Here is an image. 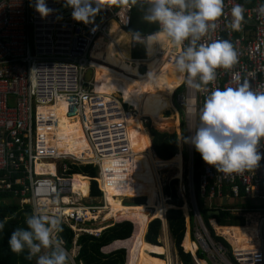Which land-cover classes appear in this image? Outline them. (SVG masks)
Masks as SVG:
<instances>
[{"label":"built area","instance_id":"1","mask_svg":"<svg viewBox=\"0 0 264 264\" xmlns=\"http://www.w3.org/2000/svg\"><path fill=\"white\" fill-rule=\"evenodd\" d=\"M32 2L0 0V206L12 201L21 211L27 207L29 214L40 210L59 216L62 227L74 234V242L69 250L71 264H83L77 260L80 237L98 239L104 230L112 226L111 221L103 218L101 227H93L100 220V215L105 213L103 189V196L97 199L90 196L88 185L85 206L78 202L80 195L72 191L74 181L65 172L66 166L62 163L68 159L66 156L71 155L57 147L60 141L56 136L57 113L62 110L64 119L77 120L85 136L88 151L72 157L78 163L95 162L100 165L102 181L106 178L100 161H115L119 171L107 169L105 173L111 176L109 182H113L114 178L121 181L120 176L127 173L125 166L134 165L135 153L131 150L127 136L131 112L122 108L127 112L124 114L110 95L93 91L95 68L91 64L95 60L91 58V51L95 42L105 35L109 22H116L126 33L130 10L134 6H120L114 0H105L106 7L99 12L100 23L93 19L85 25L74 21L71 12L64 16V10L57 11L63 0H46L48 7L54 10L46 18H41L35 8L30 6ZM236 4L245 9L240 31L228 27L231 8ZM262 5L264 0H224V11L215 22V30H210L202 37L200 43L204 44L220 39L229 40L237 52L238 61L231 70L217 69L215 82L203 91L190 89L184 80L174 90L172 104L176 103L180 110L179 118L184 123L187 138L194 135V129L199 124V110L210 91L236 86L232 80L233 74H238L241 82L247 81L252 90L264 92ZM132 33H126L129 53L137 52L135 45L139 44L133 39ZM187 44L188 41H185V46ZM143 45V53L146 54V45ZM169 47L158 52L156 60L165 54L164 61L171 63L179 55L176 50L181 51L183 46L173 48L168 54ZM141 58L144 59L136 57L131 58V61L141 63ZM87 70H91L93 75L86 84L84 77ZM141 122L143 126L148 124L145 118ZM188 146L192 167L194 146L190 143ZM258 150L264 153V139ZM85 152L91 153V156L86 158ZM199 157L202 160L198 179L199 197L204 204L210 206L215 199H228L231 202L227 206L218 207L233 215L237 214L234 211L241 210L256 215L254 232L252 238L247 239V248L234 247L230 254L234 264H264V159L253 171L225 175L206 164L200 154ZM48 159H53L56 164L46 163ZM187 191L195 199L194 188L190 186ZM241 200H246L248 206L239 205ZM167 202H171V199ZM191 212L197 224L196 232L188 234V239L197 246L194 253L189 251L194 264H207L205 258L211 264H233L225 258L226 248L210 236L195 204ZM189 221L186 219L188 230ZM250 223L245 220V227ZM74 249L76 255L72 252ZM198 253L204 255V259L199 258Z\"/></svg>","mask_w":264,"mask_h":264},{"label":"trees","instance_id":"2","mask_svg":"<svg viewBox=\"0 0 264 264\" xmlns=\"http://www.w3.org/2000/svg\"><path fill=\"white\" fill-rule=\"evenodd\" d=\"M143 14L141 8L134 6L130 10L129 25L126 28V31H137L142 36L156 33L158 31L157 24L145 22L142 19ZM114 39L118 42V47ZM169 44L170 41L161 36L159 42L154 46L146 45L147 57L145 59H147V61L144 64L138 61H131L129 57L128 36L123 33V30H121L116 22L111 21L107 29L105 40L96 46L94 53L92 54L93 58L96 57L95 65L102 68L103 72L106 73L105 77L100 81L102 90L96 89V92H94L96 94L110 95L113 100L118 102L120 110L124 114L127 113L124 112V106L128 111L136 113L138 111V105L140 110H142L143 107V117L149 118L151 122L149 126L146 127L147 137L144 136L143 144L138 124H132L130 131L134 146L132 152L135 153V157L133 158L134 165L125 166L127 173L120 176L121 181L116 178H114L115 180L113 182H109V179L106 180L107 189L110 193V195H108L109 193L107 192V204H118L120 203V199L130 196L133 198L130 200L145 198V202L139 204H123V206L128 208L111 210V212H115L116 214L117 212L129 209V207H139L141 205L156 206V191L159 197L158 204L163 203L169 206L165 197L168 199H174L176 196L174 189H172L171 192L169 191V187L167 186L168 181L171 178H177V171L178 179H182V158L179 154L176 156L177 138L172 133L164 132H178L175 120L177 119V112L171 103L172 94L181 82V74H178L174 67L175 59L171 63H164L162 65L163 70L159 75L160 81L156 80L157 87L155 86L153 94H151L152 89L146 79L147 74L155 69L158 62L155 58L157 51L164 50ZM136 55V53L133 54L132 58H136ZM140 64L146 67V71L143 74H139L137 71V67ZM135 114H131V118ZM57 116L58 130L56 136L57 139L60 140L58 141L59 143L57 144V147L62 148V150H65L72 155V152L77 149L85 136L81 132L77 120H63L62 110L57 113ZM130 122L131 120L127 124ZM75 135H78L80 138L76 139ZM83 148V151H88L86 142ZM140 153H143L144 157H140ZM90 156L91 153L85 152L86 158ZM137 157L140 158L138 159ZM201 161L199 153L194 147L193 182L196 196L199 195L198 179ZM100 163L104 165V168L109 166V164H117L115 161L108 162L106 159L100 161ZM86 164L96 163L93 162ZM159 167H168L167 169L161 170V173L164 175L163 193L165 197L162 193L163 182L162 175L158 169ZM109 170L114 172L119 171L118 167L116 168V165H111ZM87 174L92 178L97 177V169L94 168V165H72L69 172V175L72 176V181L78 186V190L81 192L83 199L88 195ZM109 178L111 179V176ZM171 184L175 185V182H172ZM180 190L181 192L183 191L182 185ZM91 195L92 197H101V192L98 190L95 181L92 182L91 185ZM114 199H118V202ZM239 205L247 207L248 202L246 200H241V204ZM254 206H256V204H254ZM169 207L171 208V206ZM184 209H188L186 204H183L181 207L183 213ZM198 209L201 219L205 227L208 229L210 236L214 240L221 242L227 250L226 255L230 261L234 263L230 257L231 247L218 235V233L220 234L221 230H233L237 227H242L241 218H238V216L233 215L228 211L222 210L220 207H217L219 210L218 215H208L206 209ZM164 211L160 212L157 210L161 222L163 221ZM129 212L131 213L130 218L117 220L115 223L116 225H112V227L104 230L98 239L89 236L80 237L77 243L78 247H80L77 259L78 262H82L83 264H124L126 255V264H165V261L169 263L167 249L157 243L160 232V222L154 220L159 219L158 216L155 215L154 209L147 208L140 211L130 210ZM140 213L144 214L141 215ZM26 214H29V209L27 207L21 211L18 205L12 201L7 205L0 206V222H5L3 231H0V264H35L34 260L28 261L25 259L26 254L17 255L13 253L8 245V240L13 230L17 227L26 226L24 223ZM164 219L178 261L180 264H194L191 255L185 253L182 249V246H184L183 248L187 251L194 253L197 246L188 239L187 233L185 234V222L182 218L181 212L174 209L168 210L165 212ZM150 221L152 222L149 224ZM192 221L193 216L190 214L191 224ZM162 230L164 233V226ZM242 230L243 232H240L239 236L243 235L246 228L242 227ZM60 237L64 242L65 247L70 250L72 248V242H74V234L66 228H63ZM225 239L228 241L227 238ZM229 243L231 244V242ZM242 245L243 241H239L237 245L232 246L241 247ZM119 249H123L126 254L122 250L117 251ZM101 250L103 254L101 253ZM158 255H164L165 261ZM197 256L204 259V255H201L200 253H198ZM203 263L201 262V264Z\"/></svg>","mask_w":264,"mask_h":264},{"label":"clouds","instance_id":"3","mask_svg":"<svg viewBox=\"0 0 264 264\" xmlns=\"http://www.w3.org/2000/svg\"><path fill=\"white\" fill-rule=\"evenodd\" d=\"M120 6L131 4L143 10L142 19L157 24L159 31L142 36L132 33L137 43L155 45L163 36L181 48L174 67L190 89L203 91L215 82L217 69L231 70L238 61L237 52L229 40L200 43L224 11V0H114ZM41 18L54 10L46 0H33ZM71 8L72 19L85 25L106 7L105 0H63ZM245 9L236 4L231 8L228 27L240 31ZM264 14V5L260 8ZM59 19V17H58ZM185 41L188 44L185 46ZM235 87L215 88L206 96L199 110V124L194 135L185 142L195 147L203 161L225 175L243 174L259 167L264 153L258 149L264 139V92L252 90L238 74L232 77ZM25 227H17L8 240L10 250L26 254L35 264H71L69 250L64 246L59 216L35 210L25 216ZM5 222H0L3 231ZM78 259V258H77Z\"/></svg>","mask_w":264,"mask_h":264},{"label":"rangeland","instance_id":"4","mask_svg":"<svg viewBox=\"0 0 264 264\" xmlns=\"http://www.w3.org/2000/svg\"><path fill=\"white\" fill-rule=\"evenodd\" d=\"M144 45L143 44H141V43H139V44H136L135 45V50L137 51V52H131V53H129V57H130V59L132 58V56H133V54H137L136 56L137 57H143L144 59H142L143 60V62H141V63H145L146 61H147V59H145L146 57H147V55L145 54V53H143V50H144ZM145 71H146V67L144 66V65H140V68H139V70H138V72H139V74H143V73H145ZM96 78H98V76H100V73L102 74V75H106V73L104 72V74H103V70H101V69H99V68H97L96 67ZM157 77V73H155L154 75H153V77H152V83L154 84V79ZM102 79H103V77H102ZM157 80H159L160 81V76H158L157 78H156ZM157 85V82L155 83V86ZM137 87V86H136ZM157 87V86H156ZM96 89H99V90H101V85H100V82H98L97 84H96V88H95V90ZM137 90V89H136ZM137 92H138V90H137ZM138 94H139V92H138ZM109 96V95H108ZM111 98V97H110ZM171 103H172V100H171ZM173 105V104H172ZM175 105V107H174V109L176 110V112H177V119H175L176 120V127H177V131L178 132H173V131H164L165 133H172V134H174L175 136H176V138H177V145H176V148H177V154H176V156L179 154L180 156H181V158H182V173H183V175H182V179L180 180V179H178V171H177V178H171L169 181H168V184H167V186L169 187V191L171 192L172 191V189H174V193H175V196H176V198H174V199H171V202H167L168 203V205L169 206H171V208L169 209V208H167L168 210H171V209H174V210H178V211H180L181 212V214H182V218L184 219V222H185V234L187 233V235L189 234V235H191L192 233H195L196 232V229H197V224H196V222L194 221V218H193V221H192V224H191V222L189 221V230H188V223L186 222V219H189L190 220V214H192V212H191V210H192V208H193V205L195 204V206L197 207V208H203V209H206L207 211H215V210H218L217 209V207L218 206H227V204L228 203H230L231 202V200H228V199H223V200H220V199H215L213 202H211V205L209 206L207 203H205L204 204V202H203V200L199 197V195L198 196H196L195 195V199H193L191 196H190V193L187 191L188 190V187H190V186H192V188H194V182H193V170H194V167L192 166V167H190V159H189V146H188V143L187 142H185L186 141V139H187V135L186 134H184V123L183 122H181V118H179V115H180V110L176 107L177 105H176V103L174 104ZM173 105V106H174ZM127 110V109H126ZM128 111V110H127ZM131 113H133V112H131ZM144 118V117H143ZM146 119V118H145ZM147 120V119H146ZM147 126H149V124H147ZM147 126H144L145 128L147 127ZM184 136H183V135ZM78 138H80V137H78ZM82 141V140H81ZM142 142H143V140H142ZM84 144H85V137L83 138V141L81 142V144L77 147V151L78 152H81L82 154H83V150H84V148H83V146H84ZM69 154V153H68ZM71 155V154H70ZM77 155V152L74 154V155H71V157H69V156H66L68 159H64V161H62V163H64L65 164V166H66V168H65V172L66 173H68L69 172V170H70V168H71V166L72 165H78V166H82V165H85L84 163H78L77 162V160L74 158V157H72V156H76ZM79 156V155H78ZM175 156V157H176ZM45 162L46 163H54V161H53V159H48V160H45ZM54 164H56V163H54ZM111 165H116L117 166V164H111ZM169 166V165H168ZM109 167L110 166H107V167H105V170H107V169H109ZM94 168L95 169H97V177H95V178H92L89 174H87V181H88V185L90 186V189H89V193H90V196H92L91 195V185H92V182H96L97 183V188H98V190L101 192V196H103V190H102V188H101V186H100V183H99V180H100V165H97V164H94ZM168 167H159L158 169H159V172H160V174L162 175V182H163V188L162 189H164V175L161 173V170H163V169H167ZM199 176H200V172H199ZM192 180V182H190ZM172 182H175V185H172L171 183ZM181 185H182V192H181V190H180V187H181ZM184 189H186L185 191H184ZM163 191V190H162ZM185 192V193H184ZM195 193V192H194ZM155 196H157V202L155 203V204H157L158 205V202H159V197H158V194L157 193H155ZM163 196L165 197V195H164V193H163ZM95 198V197H94ZM124 198H126L125 200H122V199H120V200H122L123 201V204H139V203H144L145 202V198H140V199H135V200H130L132 197L130 196V197H124ZM97 199H99V197L97 198ZM101 199V198H100ZM165 199H167V201H168V198L167 197H165ZM116 202H118V199H114ZM119 200V202H120V204H122L121 203V201ZM232 202H233V200H232ZM87 203V202H86ZM187 205V208L188 209H184V213L182 212V210H181V207H182V205ZM156 205V206H157ZM125 207V206H124ZM173 207V208H172ZM121 208H123V207H121ZM142 209H147V207H144L143 205H141V206H139V207H136V208H129V209H126V210H124V211H120V212H117V214H118V216H116V218H118V219H114V221L115 222H117V220H119V218L120 219H122V218H130V216H131V213L129 212L130 210H138V211H140V210H142ZM151 209H153V208H151ZM167 209H164V210H167ZM154 210H155V212H156V210H158V211H164V210H161V209H155L154 208ZM198 211H199V209H198ZM235 213H237V214H235L236 216H238V218H241V220H242V227H244V228H246V230H244V232L246 231L247 233H250L251 235L253 234V232H254V222H255V220H256V215L255 214H247L246 212H244V211H234ZM187 213V214H186ZM110 214V213H109ZM141 215L142 214H144V213H140ZM185 214V215H184ZM105 216H106V212L104 213V214H101L100 215V220H98L97 221V223H95L94 224V228H99V227H101V225H100V223L102 222L101 220H103V218H105ZM159 216V215H158ZM202 220V219H201ZM245 220H249L251 223L248 225V227H245V225H244V221ZM122 223H124V222H122ZM118 224H121V223H118ZM204 224V223H203ZM110 225L112 226V225H116L115 223H113L112 221L110 222ZM149 225V224H148ZM231 227V226H230ZM242 227H237L236 229H233V233H231L230 232V234L226 237L227 239H228V241L229 242H231V244L233 245V239L235 238L236 240H238V242L239 241H243V235L242 236H239V233L240 232H243V230H242ZM165 235V236H164ZM218 235L223 239V240H225V242L231 247V250H230V254H231V252L233 251V246L222 236V230L220 231V234L218 233ZM164 236V237H163ZM184 237H185V235H184ZM184 240V239H183ZM191 241V240H190ZM192 242V241H191ZM157 243L160 245V246H162V247H165V249H167V252H168V258H169V263L167 262V261H165V256L164 255H158L160 258H162V259H164V263L165 264H180V262L178 261V258H177V256H176V252H175V250H174V247H173V244H172V241H171V239H170V237H169V234H168V229H167V226H164V233H163V230H162V227H161V222H160V232H159V237H158V239H157ZM184 243V242H183ZM184 247V246H183ZM182 247V249H183V251L186 253V249L185 248H183ZM120 250H122V249H119V250H117V251H120ZM122 251H124V250H122ZM72 252H74L75 253V255H76V250L74 249V251H72ZM114 252H116V251H114ZM125 252V251H124ZM101 253H103L102 252V250H101ZM113 253V252H112ZM189 253V252H188ZM109 254H111V253H109ZM125 254H126V252H125ZM104 255H108V254H104ZM153 255V254H152ZM156 256V255H155ZM232 255H230V257H231ZM125 257H126V255H125ZM226 259H229L228 258V256L226 255V257H225ZM232 258V257H231ZM205 260H206V263L207 264H211L206 258H205ZM230 260V259H229ZM233 260V259H232ZM234 264V263H233Z\"/></svg>","mask_w":264,"mask_h":264},{"label":"bare ground","instance_id":"5","mask_svg":"<svg viewBox=\"0 0 264 264\" xmlns=\"http://www.w3.org/2000/svg\"><path fill=\"white\" fill-rule=\"evenodd\" d=\"M110 23V22H109ZM109 23H108V25H107V29H108V26H109ZM106 33H107V30H106ZM106 33H105V35L103 36V37H100L96 42H95V45H94V47H93V49H92V51H91V58L93 59V60H95L96 61V57L95 58H93V56H92V54L94 53V50H95V48H96V46H98L104 39H105V37H106ZM169 50H168V54L171 52V50L173 49V48H175V46L170 42V44H169ZM162 50H159V51H157V53L158 52H161ZM156 53V54H157ZM176 53L177 54H179L180 53V49H177L176 50ZM177 58V57H176ZM175 58V59H176ZM165 60V54H163L162 56H161V58L158 60V62H157V64H156V67H155V69L154 70H152L151 72H149L148 74H147V76H146V79H147V82L149 83V85L151 86V93L153 92V90H154V87H153V83H152V77H153V75L155 74V73H157V77L160 75V73L162 72V70H163V68H162V65L164 64V63H168L167 61H164ZM94 68H95V71H96V67H98V66H96L95 65V62H92V64H91ZM94 74H95V72H94ZM92 75H93V73H92ZM91 75V76H92ZM156 77V78H157ZM154 79V85H155V83H156V80L157 79ZM102 79V76L100 75V76H98V78H96V80L97 81H100ZM95 79L93 80V91H95L96 92V90H95V88H96V83H97V81H96ZM182 80H183V78H182V76H181V82H182ZM180 82V83H181ZM124 109H125V111H126V107L124 106ZM136 112H133V113H131V114H135ZM143 118V107H142V110H140V107H139V105H138V111H137V113L132 117V119H131V122L129 123V124H127V136H128V140H129V143H130V147H131V150H134V146H133V139H132V134H131V131H130V128H131V126H132V124H134V123H137L138 124V126H139V129H140V132H141V135H142V140H143V138H144V135L146 134V128L143 126V122H141V119ZM144 118H146V117H144ZM147 119V121H148V124H150L151 122H150V119L149 118H146ZM63 120H66V119H64L63 118ZM79 136L78 135H75V138L77 139ZM78 149H75L74 150V152H72V155H74L76 152H77V155H76V157L78 156V155H83L81 152H78L77 151ZM83 152V151H82ZM144 153V152H143ZM143 153H140V157H144V155H143ZM139 157V158H140ZM138 158V157H137ZM138 158V159H139ZM103 160H105V159H103ZM148 162V161H147ZM85 165H94V164H86V163H84ZM101 164V163H100ZM148 165H149V163H148ZM76 166H78V165H76ZM109 166H111V164H109ZM150 166V165H149ZM71 169V168H70ZM101 169H102V172H103V175H104V178H106L104 181H102V180H100V183H101V186H102V189L104 190V193L107 195L108 193V189H107V185H106V180L107 179H110L109 177L110 176H108L106 173H105V168H104V165H102L101 164ZM69 172H70V170H69ZM69 172L67 173L68 175H69ZM154 181V180H153ZM72 186H74V188H72V191H75V194L76 195H80L79 197H80V200L78 201L80 204L82 203V201H83V196H82V194H81V192L78 190V186H76V184H75V182H74V185H72ZM163 190V189H162ZM109 195V194H108ZM107 195V196H108ZM82 205V204H81ZM82 206H85V205H82ZM144 207H147V208H155V209H161V210H164V209H167V208H170L169 206H167V205H165V204H163V203H160V204H158L157 206H152V205H143ZM121 207H123V208H127V207H124L123 206V204H120V203H118V204H115V203H111V204H106V209H105V211L104 212H106V216H105V220L106 221H112L113 223H116L115 221H114V219H118V218H116V216H117V214L115 213V212H111V210H117V209H123V208H121ZM108 210H110V211H108ZM155 211V210H154ZM184 211V210H183ZM110 213V214H109ZM155 215H157L158 216V212H157V210H156V212H155ZM158 218L160 219V216H158ZM161 221V220H160ZM230 232L231 233H233V230H222V236L224 237V238H226L229 234H230ZM243 245L241 246V247H243V248H247V242H248V240H250L252 237H251V234L250 233H247L246 231L243 233ZM248 239V240H247ZM237 243H238V240H236L235 238L233 239V245H237ZM237 247V246H236ZM163 250H164V248H163ZM187 251V250H186ZM187 252H189V251H187Z\"/></svg>","mask_w":264,"mask_h":264},{"label":"water","instance_id":"6","mask_svg":"<svg viewBox=\"0 0 264 264\" xmlns=\"http://www.w3.org/2000/svg\"><path fill=\"white\" fill-rule=\"evenodd\" d=\"M64 10V12L62 13V15L66 16L67 14H69L70 12H72V9L71 8H65L63 6V2L60 3V5L58 6L57 8V11L60 12ZM70 10V11H69ZM94 20L96 23H100V16H99V13L96 14V16L94 17ZM91 75H92V71L91 70H87L86 74H85V77H84V82L87 84L90 82L91 80ZM168 210H165L164 211V214H163V223L160 221V219H154V220H158L161 222V227L163 228V226H167V224H165V219H164V215H165V212H167ZM207 214L208 215H218L219 214V210H215V211H207ZM152 220V221H154ZM150 221L149 224L152 222ZM118 224V223H117ZM131 224V223H130ZM132 225V224H131ZM133 227V226H132ZM148 227V226H147ZM132 233H133V230H132ZM132 235V234H131ZM111 246V245H110ZM103 254V253H102ZM126 264V257H125V263Z\"/></svg>","mask_w":264,"mask_h":264},{"label":"crops","instance_id":"7","mask_svg":"<svg viewBox=\"0 0 264 264\" xmlns=\"http://www.w3.org/2000/svg\"><path fill=\"white\" fill-rule=\"evenodd\" d=\"M123 33L126 34L127 31H126V33H125V31H123ZM126 35H127V34H126ZM110 36H111V35H110ZM104 40H105V39H104ZM104 40H103V41H104ZM114 40H115V39H114ZM103 41H102V42H103ZM115 41H116V40H115ZM116 43H117V47H118V42L116 41ZM118 50H119V48H118ZM119 51H120V50H119ZM120 53H121V52H120ZM121 54H122V53H121ZM95 62H96V61H95ZM97 68H99V69L102 70V68H100V67H97ZM96 73H97V72L95 71V74H94V79H95V80H96ZM103 74H104V72H103ZM100 75H101L103 78L105 77V76L102 75L101 73H100ZM101 80H102V79H101ZM101 80H100V81H101ZM96 81H97V80H96ZM100 81H97V83L100 82ZM97 83H96V84H97ZM153 87H154V90H153V92H152L151 94H153L154 91H155V85H154V84H153ZM136 88H137V87H136ZM101 90H102V89H101ZM151 94H150V95H151ZM150 95H149V96H150ZM147 99H148V98H147ZM146 101H147V100H146ZM144 136L147 137L146 134H145ZM143 140H144V139H143ZM142 144H143V142H142ZM156 161H157V160H156ZM152 180H153V178H152ZM153 182H154V181H153ZM154 184H155V182H154ZM155 186H156V184H155ZM156 189H157V186H156ZM108 193H109V192H108ZM156 193H157V191H156ZM162 193H163V191H162ZM109 195H110V193H109ZM105 201H106V204H107V195H106V194H105ZM81 204H82V205H86V201H85V199H83V201H82ZM107 205H108V204H107ZM152 206H153V205H152ZM127 208H128V207H127ZM129 208H136V207H129ZM169 209H170V208H169ZM119 219H120V218H119ZM108 247H109V246H108ZM106 248H107V247H106ZM103 249H105V248H103ZM202 263H203V262H202ZM203 264H205V263H203Z\"/></svg>","mask_w":264,"mask_h":264}]
</instances>
